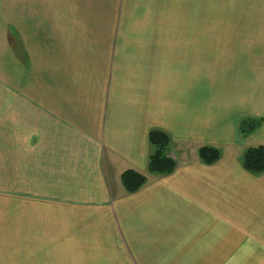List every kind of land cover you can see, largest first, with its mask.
<instances>
[{
	"label": "crops",
	"instance_id": "crops-1",
	"mask_svg": "<svg viewBox=\"0 0 264 264\" xmlns=\"http://www.w3.org/2000/svg\"><path fill=\"white\" fill-rule=\"evenodd\" d=\"M260 67L264 0H0V264H264Z\"/></svg>",
	"mask_w": 264,
	"mask_h": 264
},
{
	"label": "trees",
	"instance_id": "trees-1",
	"mask_svg": "<svg viewBox=\"0 0 264 264\" xmlns=\"http://www.w3.org/2000/svg\"><path fill=\"white\" fill-rule=\"evenodd\" d=\"M262 124L261 117L243 116L239 120L238 133L244 138L257 131ZM149 141L153 147L149 157V171L156 174H168L176 168V161L170 155L173 139L171 135L160 129H152L149 132ZM221 149L214 146L205 145L200 147L199 156L205 163L211 164L221 157ZM244 167L255 174L264 172V146H251L243 154ZM121 181L125 189L132 193L143 187L147 177L142 172L135 169H128L123 172Z\"/></svg>",
	"mask_w": 264,
	"mask_h": 264
},
{
	"label": "rangeland",
	"instance_id": "rangeland-1",
	"mask_svg": "<svg viewBox=\"0 0 264 264\" xmlns=\"http://www.w3.org/2000/svg\"><path fill=\"white\" fill-rule=\"evenodd\" d=\"M229 69V71L231 70V72H235V73H237V74H239V68H234V67H229V68H225V67H223L222 68V70H223V72H222V77H226L227 75V72L225 71V70H228ZM255 69V71L257 72V71H264V68H254ZM224 73V74H223ZM229 74V73H228ZM261 74V73H260ZM263 74V73H262ZM230 75V74H229ZM171 154V153H170Z\"/></svg>",
	"mask_w": 264,
	"mask_h": 264
}]
</instances>
